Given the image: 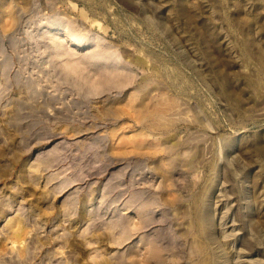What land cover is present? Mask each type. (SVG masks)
<instances>
[{"label":"rangeland","instance_id":"rangeland-1","mask_svg":"<svg viewBox=\"0 0 264 264\" xmlns=\"http://www.w3.org/2000/svg\"><path fill=\"white\" fill-rule=\"evenodd\" d=\"M0 264H264V0H0Z\"/></svg>","mask_w":264,"mask_h":264}]
</instances>
